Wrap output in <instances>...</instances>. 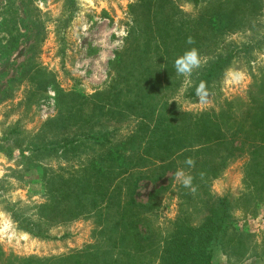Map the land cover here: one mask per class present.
I'll return each mask as SVG.
<instances>
[{"label": "rangeland", "instance_id": "1", "mask_svg": "<svg viewBox=\"0 0 264 264\" xmlns=\"http://www.w3.org/2000/svg\"><path fill=\"white\" fill-rule=\"evenodd\" d=\"M144 3L0 0V253L11 256L10 264L29 258L39 261L32 264H68L58 260L88 246L92 252L114 247L112 235L100 234L97 217H105L99 215L104 209L96 210L100 203L94 206L93 196H84L85 207L73 209L75 214L44 208L52 205V187L67 183L70 193L76 185L84 187L87 172L109 152L110 147L89 145L87 136L101 133L118 144L137 131L148 139L155 131H143L141 125L180 111L195 116L224 112L234 133V120L252 102L264 112V0H165L161 8ZM156 9L173 12L154 19L150 15ZM157 27L165 30L172 51L162 61L153 53L143 59L140 47L154 38ZM189 36L192 45L186 43ZM12 38L15 43L8 46ZM192 47L202 64L186 83L174 61ZM118 53L124 67L115 63ZM220 60V72L211 74L210 67ZM201 81L209 93L206 105L196 96ZM128 82L143 88L145 97L136 106L130 105L135 100ZM81 109L82 115L70 120ZM257 134L259 144H254L262 146L264 129ZM245 139L232 142L226 162L216 158L221 167L211 163L209 181H196L195 193L175 179L178 169L192 176L193 167L184 161H195V150L180 154L169 167H162L154 153H144L143 164L134 163L131 176H124L130 182L116 180L124 192L130 183L136 185V200L143 204L163 188L155 198L157 208L147 214L148 224L140 227L144 236L155 237L157 251L172 239L180 221L199 228L213 209L226 214L214 263L264 264V148L258 147L261 155L254 162L253 143ZM125 251L122 244L108 256L126 264H160L156 251L147 249L139 257Z\"/></svg>", "mask_w": 264, "mask_h": 264}, {"label": "trees", "instance_id": "2", "mask_svg": "<svg viewBox=\"0 0 264 264\" xmlns=\"http://www.w3.org/2000/svg\"><path fill=\"white\" fill-rule=\"evenodd\" d=\"M142 1L145 2L143 7L148 5L150 8H161L165 2V0ZM171 11L173 12V10L164 12V10L156 9L150 17L155 19L159 15H163V13H165V17H169L167 13L170 14ZM152 36H154L152 40H147L140 47L143 52V59L147 57L148 53H153L162 61L166 59L167 54L171 53V43L165 40L164 29L155 28ZM12 39L13 41H7L8 46L15 43V39ZM121 53H118L115 63L119 67H124L122 63L125 61L121 58L123 52ZM223 63L224 61L220 60L212 64L210 67L211 74L220 72ZM154 85L152 84L151 86L152 91L157 89L154 88ZM127 88L129 92H134L133 98L135 101L131 102L130 105L134 104L136 106L140 104L136 100H141L145 97L141 96L143 88L137 86L136 83L130 82L127 83ZM3 92L1 91L0 94H3ZM89 100L92 101L87 99L88 102H90ZM252 103L253 106L247 113H242V117L234 120L238 124L234 133L227 126L228 115L224 112L218 116H212L211 113L195 116L192 113L180 111L173 113V118L162 119L160 122L155 120L154 124L141 125L143 131L147 130L148 132L150 128L154 129L155 133L147 135L148 139L138 136L137 131L136 135L128 138L127 143L118 144H114V141L109 140V136L101 133L89 135L90 137L87 136L86 139L89 141V145L93 144L99 148L110 147L109 152L98 161V165H92L93 169L87 172L88 177L83 182L84 187L78 188L76 185L71 189V193L68 191L71 185H67V183L57 190L52 187V205L46 203L44 208L52 210V213L61 214L63 211H70L75 214L73 209H84V196H87V199L93 196L90 202L94 206L100 203V207L96 210L104 209V212L99 215L105 217L103 219L100 216L97 217V223L102 228L100 234L102 236L104 233L112 235L109 240L112 239L114 247L103 246L100 251L92 252L93 246H88L85 250L60 258L58 261L68 262V264H126L121 261L115 262L112 257L108 256L116 248L124 244L126 256H133L131 255L133 253L139 257L147 249H150L153 252L156 251L160 264H215L216 248L219 246L222 234L225 232L222 223L226 214L221 215L222 212L219 213L212 209L210 217L199 228L190 227L180 221L177 224L179 229L175 231L172 239L161 250L157 251L154 246L155 237L152 233L144 236L147 232L141 233L140 227L141 225L145 227L148 224L147 214L152 213L150 210L157 208L155 198L158 197V193L162 192L163 188L153 193L147 204H143L136 200L138 189L135 188L136 185L133 187L130 183V187L124 192L115 182L119 178L125 179L123 183L130 182L124 176L128 178L131 176L134 163L143 164L139 158H143L144 153L150 155L154 153L153 157L155 159L164 162L162 167H169L176 163L175 160L180 154L194 150L198 152L195 153L196 155L193 154L195 157V167L191 171L194 178L193 184L198 180L208 182L209 174L213 170L209 168L211 163L213 162L218 167H221L222 163H218L216 158L221 156L226 162L232 155V149H230L232 142L243 138V136H246V141L253 143L251 145V148H254L251 152L252 160L254 162L257 158L259 160L260 151L264 148V139L261 140L262 146L254 143L258 142L259 134L257 133L260 129H264V112H262V105L256 101ZM94 106L97 107V105ZM82 112L83 110L81 109L76 115H70V120L81 116ZM260 125H263V128H260ZM121 145H123L122 148L120 147ZM243 146L244 143L237 147L241 149ZM206 165L208 166L206 167ZM203 173L204 175H201ZM88 187L92 189L87 190ZM93 189L97 190L93 192ZM56 191L58 195L54 194ZM58 198L60 199L59 202L57 201ZM71 200H75V203H71ZM222 211L226 212L224 209ZM217 216L222 218L221 223L216 218ZM107 248H110L109 251H106ZM9 260H12L11 256L0 253V264H10ZM14 261L22 264L39 262L36 258L15 259ZM50 261L56 263L53 260H47L46 262Z\"/></svg>", "mask_w": 264, "mask_h": 264}, {"label": "clouds", "instance_id": "3", "mask_svg": "<svg viewBox=\"0 0 264 264\" xmlns=\"http://www.w3.org/2000/svg\"><path fill=\"white\" fill-rule=\"evenodd\" d=\"M186 43L192 45L195 43V40L191 36H189L186 39ZM201 64L202 58L199 54L198 49H196L195 47H192L189 50L185 51L174 61L176 74L178 76H183L185 78L186 83L190 82V77L192 76L193 71L195 69L200 68ZM235 79L236 82H238L241 79V76L237 75ZM196 96L198 98V102L202 105H206L209 102V93L207 91V86L204 81H201L200 84L196 87ZM184 163L190 168L195 167V161L191 157L186 158ZM175 179L177 182L181 183L183 187L195 193L196 187L193 185L194 178L190 174H187L183 169H178L175 172ZM2 232L3 229H0V233Z\"/></svg>", "mask_w": 264, "mask_h": 264}]
</instances>
